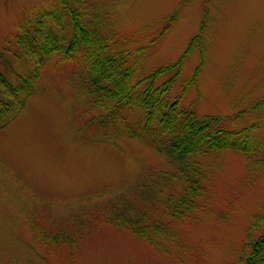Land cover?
Segmentation results:
<instances>
[{
  "label": "rangeland",
  "instance_id": "rangeland-1",
  "mask_svg": "<svg viewBox=\"0 0 264 264\" xmlns=\"http://www.w3.org/2000/svg\"><path fill=\"white\" fill-rule=\"evenodd\" d=\"M97 1L116 21L128 48L149 44L177 11L171 28L149 49L139 76L174 63L206 20L205 63L182 104H195L201 115L225 117L232 130L256 125L252 136L264 147V0ZM50 2L0 0V44L18 31L26 14ZM201 57L195 49L186 59L174 95ZM77 73L71 61L55 54L36 92L0 130V264L242 263L246 239L264 233V226L251 229L264 214V167L240 151L205 158V198L188 217L171 221L174 238L164 241L167 252L112 225L83 224L81 216L90 219L119 193L132 196L147 172L155 181L169 167L163 155L138 139L94 141L76 127L75 114L84 102L73 80ZM89 205L96 208L84 213ZM31 221L50 231L67 229L57 245L43 243L35 239Z\"/></svg>",
  "mask_w": 264,
  "mask_h": 264
},
{
  "label": "trees",
  "instance_id": "trees-1",
  "mask_svg": "<svg viewBox=\"0 0 264 264\" xmlns=\"http://www.w3.org/2000/svg\"><path fill=\"white\" fill-rule=\"evenodd\" d=\"M104 9L97 0H51L22 18L18 31L0 44V130L36 92L43 69L55 54L71 61L80 70L73 80L84 97L82 110L75 114L76 127L94 141L120 136L138 139L163 155L164 167H169L155 181L147 172L132 196L121 192L104 208L89 205L84 213L96 210L90 219L81 216L83 224L90 220L109 224L167 252L164 241L174 238L171 221L188 217L205 198L209 174L205 158L228 149L264 167V147L252 136L256 125L232 130L225 126V117L201 115L195 104H182L188 87L197 86L205 63L206 20L174 63L139 76L149 49L171 28L177 11L149 44L128 48L124 46L127 38L120 37L116 21ZM195 49L201 61L182 91L174 95L175 82ZM165 74L170 76L160 82ZM29 226L35 239L56 245L58 235L63 237L67 229L50 231L33 221ZM261 226L264 214L251 229ZM245 247L239 264H264V233L247 238Z\"/></svg>",
  "mask_w": 264,
  "mask_h": 264
}]
</instances>
